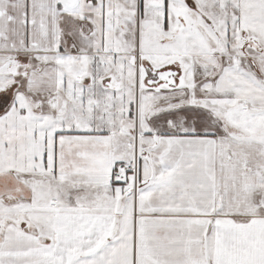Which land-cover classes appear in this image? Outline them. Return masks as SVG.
<instances>
[{
	"label": "snow or ice",
	"instance_id": "obj_1",
	"mask_svg": "<svg viewBox=\"0 0 264 264\" xmlns=\"http://www.w3.org/2000/svg\"><path fill=\"white\" fill-rule=\"evenodd\" d=\"M0 264H264V0H0Z\"/></svg>",
	"mask_w": 264,
	"mask_h": 264
}]
</instances>
